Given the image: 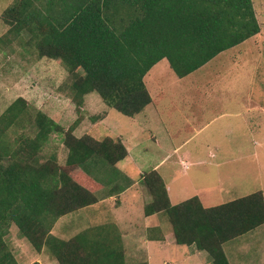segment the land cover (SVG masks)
Returning a JSON list of instances; mask_svg holds the SVG:
<instances>
[{"label": "trees", "instance_id": "trees-1", "mask_svg": "<svg viewBox=\"0 0 264 264\" xmlns=\"http://www.w3.org/2000/svg\"><path fill=\"white\" fill-rule=\"evenodd\" d=\"M0 18L8 32L28 36L38 58L55 60L72 75L78 110L96 93L127 118L152 103L145 76L160 60L178 79L198 71L205 78L207 64L260 31L251 0H15ZM24 121L34 136L10 139L8 129ZM76 125L65 130L40 111L32 119L23 99L0 117V264H17L5 242L11 224L57 264H126L113 224L68 240L50 234L60 217L97 203L102 184L88 172L90 158L114 166L128 154L120 138L76 137ZM52 134L67 150L63 165L54 155H38ZM141 180L151 197L144 215L165 214L174 243L206 252L212 264H228L223 245L264 224L261 191L211 207L196 196L172 205L156 170Z\"/></svg>", "mask_w": 264, "mask_h": 264}, {"label": "rangeland", "instance_id": "rangeland-1", "mask_svg": "<svg viewBox=\"0 0 264 264\" xmlns=\"http://www.w3.org/2000/svg\"><path fill=\"white\" fill-rule=\"evenodd\" d=\"M14 1L0 0V17ZM251 1L260 27L256 36L207 64L202 71L205 78L198 71L191 78L178 79L167 61L160 60L145 76L152 99L158 101L157 111L151 106L133 118L107 107L96 93L86 95L78 110L70 90L72 75L61 63L38 58L28 36L8 32L9 26L0 18V117L17 99H23L32 119L40 111L65 130L77 124L76 137L120 138L129 153V158L114 166L90 158L88 172L102 184L96 194L98 202L60 217L52 237L68 240L80 230L107 223L122 230L142 229L144 207L151 197L141 177L157 165L165 184H175L170 187L173 205L200 196L202 204L211 207L264 192V0ZM192 78L198 81L197 87L204 88V80L209 83L205 95L196 93ZM198 107L203 111L192 114ZM25 133L29 137L35 133L27 121L7 131L10 139ZM38 155L43 160L54 155L63 165L67 150L61 137L52 134ZM118 187H129L123 196L137 197L124 198L123 206L116 207L110 198ZM156 215L162 230L171 234L167 216ZM5 242L17 264H57L45 252H35L13 224ZM122 244L126 264L142 262V254L132 257L129 245ZM184 249L154 251L151 263L174 264ZM203 256L205 264H212L206 253Z\"/></svg>", "mask_w": 264, "mask_h": 264}, {"label": "crops", "instance_id": "crops-1", "mask_svg": "<svg viewBox=\"0 0 264 264\" xmlns=\"http://www.w3.org/2000/svg\"><path fill=\"white\" fill-rule=\"evenodd\" d=\"M189 78H191V77H189ZM191 82H193L192 86H193L194 90H196V93L200 92L201 93L200 95H205V93L203 91L207 90L206 88H208L209 83L207 81L203 82V84L205 85L204 88L203 87H197L198 82L195 81V79H193ZM157 103H158V101L155 103V100L153 99L152 103L150 105H148L146 108L152 106L154 112H156L157 111V109H156ZM192 107H196V104H194ZM201 110L203 111V108L198 107L196 110H192L191 113L194 115H197L199 112H201ZM123 144H124V142H123ZM124 146H125V144H124ZM127 153H128V150H127ZM127 158H129V153L127 154L125 159H127ZM125 159H123V160H125ZM157 167H158V165L155 166L152 170H156L158 172ZM217 175L219 178L220 173H217L216 176ZM164 184H165V182H164ZM165 186L167 189L168 198L170 200V203L173 205V203L171 201V189H170V187L175 186V184L172 181H170L169 184L168 185L165 184ZM128 188L129 187H127L125 190H124V188H122L120 193L114 194V196L112 198H110V199H112V201L116 207L121 208L123 206L124 198L131 199V198L137 197L135 195L123 196V194L128 190ZM261 192L263 194V199H264V192L263 191H261ZM192 197H194V196H192ZM196 197L199 198L200 202L202 201L200 196H196ZM97 202H98V198H97ZM148 203H146V205ZM143 222H145V223L143 224L142 229H140L139 227H136V228H130V230L119 229L115 223H107V224H113L115 231H116L115 233L118 234V236L121 239V242L123 241L126 245H129L130 250L132 252H129L128 254L131 255L132 257H135L137 255L142 254L143 256L141 258V261L147 262V264H152L151 263L152 258H153L152 253L154 251L160 252V251H164L167 249H171L172 247L176 248V246H179V245H176L174 243L172 233L168 234V233H165L164 230H162V228L160 226V222L158 220V216L156 214L151 215V216H145L144 215V221ZM92 227H95V226H90L88 228H92ZM88 228L78 231L77 234L84 231V230H87ZM122 246H123V244H122ZM183 247H185L183 253H180L179 256L177 255V257H175L176 262H174V264L177 263V261L183 260V259L187 262V264H205V257L203 256V254H205L206 252L199 251L194 246H183ZM125 250L126 249H124V255H125V260H126ZM223 251H224V254H225L226 259L228 261V264H264V260H263L264 224L257 227L256 229L250 231L249 233L241 236V237H238L232 241L227 242L226 244L223 245ZM48 263L54 264L52 262H46V264H48ZM162 264H166V261H163Z\"/></svg>", "mask_w": 264, "mask_h": 264}]
</instances>
